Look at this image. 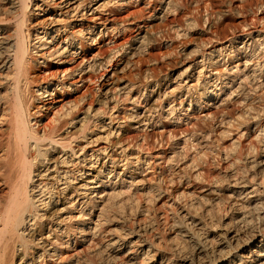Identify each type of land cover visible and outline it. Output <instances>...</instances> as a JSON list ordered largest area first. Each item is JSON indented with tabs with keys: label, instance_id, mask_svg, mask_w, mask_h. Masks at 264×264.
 I'll list each match as a JSON object with an SVG mask.
<instances>
[{
	"label": "bare ground",
	"instance_id": "bare-ground-1",
	"mask_svg": "<svg viewBox=\"0 0 264 264\" xmlns=\"http://www.w3.org/2000/svg\"><path fill=\"white\" fill-rule=\"evenodd\" d=\"M237 1L226 32L232 0L199 30L179 0H0V264H264V0Z\"/></svg>",
	"mask_w": 264,
	"mask_h": 264
},
{
	"label": "rangeland",
	"instance_id": "rangeland-1",
	"mask_svg": "<svg viewBox=\"0 0 264 264\" xmlns=\"http://www.w3.org/2000/svg\"><path fill=\"white\" fill-rule=\"evenodd\" d=\"M181 1V2H180ZM197 1V3H196ZM211 4V5H217L221 2H226V1H222V0H179V2L181 3V5H179V2L177 3V7H182V8H185L187 9L186 11L190 12V13H193L194 16H196L195 14L197 13V17L195 18L194 21L197 20V22H195L196 25L194 26H197L195 27L196 30H199V29H202V26H203V22L202 19L204 17V13L206 15V2ZM236 1V2H235ZM232 0V4L233 6L236 8V13L239 14V17H236L235 15H229V17L227 16V18L225 17L224 20H223V24H222V27L224 28V30L226 32L228 31H232L234 29V27H240L241 25H243L244 23H249V22H253V18H254V14L252 16V11L251 9L245 4V3H240L238 2L237 0ZM194 3V4H193ZM238 3V4H237ZM235 4V5H234ZM183 5H185L183 7ZM195 7H194V6ZM203 5V6H202ZM193 6V7H192ZM198 6H200L199 8H197ZM202 6V7H201ZM244 6V7H242ZM239 8V9H238ZM196 11H194V10ZM197 9V10H196ZM203 9V10H202ZM242 9V10H241ZM246 9V10H245ZM248 9V10H247ZM199 10V12H198ZM205 10V11H204ZM239 12H238V11ZM195 13H194V12ZM203 12V13H202ZM247 12V13H246ZM260 13V12H259ZM243 14V15H242ZM202 15V17H201ZM264 15V13L262 14ZM252 16V17H251ZM257 17H264V16H261V15H256ZM179 17V16H178ZM247 17V18H246ZM169 20H172L174 18V16H169L168 17ZM179 19V18H178ZM205 19V18H203ZM181 20V19H180ZM178 20V21H180ZM244 20V21H243ZM248 20V21H247ZM252 20V21H251ZM244 22V23H242ZM200 23V24H199ZM227 24V25H226ZM234 24V25H233ZM239 24V25H238ZM232 25V26H231ZM237 25V26H236ZM234 26V27H233ZM233 28V29H232ZM193 37V38H192ZM192 37H186L185 40L184 39H181L179 41H177L176 43H174L169 49L167 48H163L162 49V52L164 53V55H168V57L165 59L162 60V62L158 63L157 65V68L159 69V71H162V72H171L172 70H179L181 71L182 69H180V65H178L179 63L178 62H175V58H176V53H180L181 49L183 50L185 47H187L188 49L186 50L185 53H189L190 51H192L194 49V46L197 45L200 40L202 38H204L203 36L199 37V38H195L194 36ZM184 41V42H183ZM184 45V46H183ZM169 50V51H168ZM168 51V52H167ZM167 52V54H166ZM170 54V55H169ZM178 56V55H177ZM160 58V57H159ZM173 58V59H172ZM175 60V61H173ZM177 71V73L179 72ZM226 145H228L226 143ZM186 186V185H185ZM1 201H0V204L2 203V196L0 197ZM155 208H161V204H157L155 205ZM167 230H166V227H161L160 229V232H163L165 233Z\"/></svg>",
	"mask_w": 264,
	"mask_h": 264
}]
</instances>
